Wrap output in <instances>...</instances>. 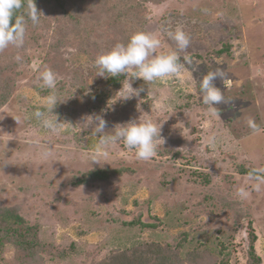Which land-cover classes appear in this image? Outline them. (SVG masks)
Returning a JSON list of instances; mask_svg holds the SVG:
<instances>
[{
  "label": "rangeland",
  "instance_id": "rangeland-1",
  "mask_svg": "<svg viewBox=\"0 0 264 264\" xmlns=\"http://www.w3.org/2000/svg\"><path fill=\"white\" fill-rule=\"evenodd\" d=\"M128 1L84 2L100 8L114 31V18H126L130 9L118 14L100 6ZM133 5L146 15L144 32L161 41L152 56L177 51V75L147 82L133 77L132 69L111 86L112 77L96 75L94 60L111 50L109 45L127 41H115L102 26L92 37L95 43L104 39L95 48L82 39L77 47L37 41L30 49L24 43L0 51V92L13 57L20 56L23 65L13 74L10 99L0 107V264H98L113 253L146 246L160 247L156 257L162 264H251V231L264 264V184L257 192L258 182L244 174L264 168V0H134ZM177 28L189 37L185 51L167 35ZM54 48L61 67L60 101L52 116L63 123L56 133L33 115L45 110L43 100L51 92L39 86L35 73L45 56L57 53ZM217 69L226 73L213 82L224 95V102L213 105L218 115L202 103L199 89L203 76ZM127 82L142 91L123 100L120 90ZM98 112L108 122L100 136L133 119L162 123L169 155L162 156L157 141V155L139 160L121 141L98 164L91 162L100 138L92 134ZM249 119L258 131L248 126ZM212 135L214 145L208 143ZM98 169L110 182L84 184ZM118 170L121 174L113 175ZM240 188L247 197L239 196ZM11 211L23 222L16 223ZM131 222L136 226L123 225Z\"/></svg>",
  "mask_w": 264,
  "mask_h": 264
},
{
  "label": "clouds",
  "instance_id": "clouds-1",
  "mask_svg": "<svg viewBox=\"0 0 264 264\" xmlns=\"http://www.w3.org/2000/svg\"><path fill=\"white\" fill-rule=\"evenodd\" d=\"M24 7L23 0H0V51L7 49L9 46L20 48L25 43L26 35V17L32 25L40 22L42 13L36 7L35 0H27L25 14L16 15V13ZM14 17V23L10 21ZM167 35L176 44V48L185 51L190 40L188 35L181 29L175 31H167ZM161 41L155 35L138 31L133 33L126 44L118 43L111 50L101 53L94 60V67L97 69V76L108 78L117 77L121 74L131 71L133 77L142 78L144 81L153 82L157 79H164L177 75L181 70L179 63L180 57L177 51H170L166 54L152 56L156 49L160 47ZM149 57H152L149 59ZM17 61L21 60L20 56H16ZM187 60V58H185ZM226 73L217 69L208 72L203 76L199 83V89L202 93V103L208 106L211 111L218 115V110L213 107L214 104L224 102V95L214 86V80L217 77L224 78ZM39 86L51 90L50 94L44 97L43 107L45 110L37 109L33 115L41 126L49 132L56 133L62 127L63 123L58 118H53L52 112L56 107L59 97L56 92L57 79L56 73L49 68L40 71L36 77ZM142 89H134L131 83H126L121 92V99L129 100L136 97ZM94 99V96L92 97ZM96 124L94 135L104 133L108 127V122L96 115L92 118ZM248 126L253 131H258L256 123L249 119ZM215 135L208 138V143L214 145ZM129 150H135V155L139 160L147 161L157 155V141L160 146L164 140L162 137V123H154L151 119L130 120L126 123L117 125L110 134L100 136L97 144L90 155V161L98 164L99 158L109 155V148L119 142ZM47 155V152L43 153ZM257 172L264 173V168L253 169L250 179L256 180L258 183L254 185L255 191L261 190L264 184V178L256 175ZM241 198H245L248 192L244 188L238 190Z\"/></svg>",
  "mask_w": 264,
  "mask_h": 264
},
{
  "label": "trees",
  "instance_id": "trees-1",
  "mask_svg": "<svg viewBox=\"0 0 264 264\" xmlns=\"http://www.w3.org/2000/svg\"><path fill=\"white\" fill-rule=\"evenodd\" d=\"M65 1H68L65 3ZM35 0L36 7L42 15L40 16L39 24L35 25L38 26V30H31L32 25L30 20H27L25 14V8L27 5V0H23L24 7H22L16 15L25 14L26 17V35H25V44L28 49L34 47L33 44L35 42L43 41L48 43L49 46L54 45L57 46L60 44H68L74 45L77 47V41L83 39L86 44L90 47H97L101 41L104 39L93 42L92 37L97 35L99 32L100 26L105 28V30H110V34L112 35V39L117 41V39H121L122 41H128L130 36L138 31L144 32V22L146 21V15L143 10L140 8H135L133 5L134 0L128 1V3H124L122 6L118 7L115 4L109 3L108 6H100L101 8H107L109 13H123L122 10L127 11L130 9V13L126 18L123 17H116L114 18V22L111 26L115 29L113 31L112 28H108L107 23L103 22L105 16L102 15L100 12V8L97 10H93L92 6L89 5L88 2H84L85 0ZM158 0H152V2H157ZM161 1V0H159ZM105 2V1H104ZM145 3V2H144ZM146 11V9H145ZM10 23H14V17L10 21ZM106 25V26H105ZM130 26V27H129ZM74 30L79 36H75L72 32ZM54 38V41H53ZM54 48L53 50H55ZM106 49H112V46H108ZM57 52V49H56ZM27 54V50L26 53ZM59 62V55L58 52L56 54L49 55L38 64L36 75L38 72L43 71L45 68L51 69L56 74L59 73L60 64ZM23 65H21L20 61H17L15 57H13L12 63L10 67L7 69V73L4 75L3 80V92H0V107L5 105L8 100L10 99L12 89L14 83L12 82L13 74L19 73L20 69ZM12 77V78H11ZM117 77H112L109 80V84L111 86H117ZM11 86V87H10ZM0 91H2L0 89ZM86 114L88 112L86 111ZM96 115L100 116V112ZM94 131L92 132V134ZM100 136L99 134H96ZM160 147L164 150L163 157L169 155V146L162 144ZM158 153V152H157ZM244 172V170H243ZM120 175L121 172L115 171L113 173ZM252 172L247 171L244 172L246 176H250ZM256 175H260L258 172ZM109 175L106 171L103 170H95L89 174L88 180H85L83 183L87 184L88 181L90 183L93 182H104L109 183ZM81 182V183H82ZM14 212L11 211L10 215L15 219L16 223H22L23 221L19 216L13 215ZM124 226L134 227L136 223H124ZM141 227L150 228L153 227L149 224H141ZM251 228V225H249ZM256 242V236L254 235L253 231H251L249 235V247H248V256L251 264H262L260 257L256 254L254 243ZM160 247L157 248L146 246L142 249L135 248V250H125L120 251L118 253H113V255L109 256L104 262H100L98 264H162L159 261V257H156L162 253H159ZM155 257V258H154Z\"/></svg>",
  "mask_w": 264,
  "mask_h": 264
}]
</instances>
